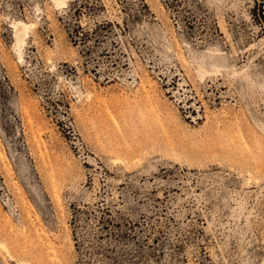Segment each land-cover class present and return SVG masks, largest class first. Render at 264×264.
<instances>
[{
  "label": "rangeland",
  "instance_id": "374dc122",
  "mask_svg": "<svg viewBox=\"0 0 264 264\" xmlns=\"http://www.w3.org/2000/svg\"><path fill=\"white\" fill-rule=\"evenodd\" d=\"M0 264H264V0H0Z\"/></svg>",
  "mask_w": 264,
  "mask_h": 264
},
{
  "label": "bare ground",
  "instance_id": "6f19581e",
  "mask_svg": "<svg viewBox=\"0 0 264 264\" xmlns=\"http://www.w3.org/2000/svg\"><path fill=\"white\" fill-rule=\"evenodd\" d=\"M58 1L62 2L64 0H58ZM26 25L27 24L22 23L21 21H17V22L13 23L15 37H16L18 45H20L21 42H23V40H24L25 31L27 30V26Z\"/></svg>",
  "mask_w": 264,
  "mask_h": 264
}]
</instances>
